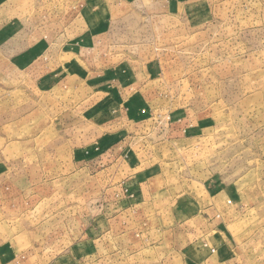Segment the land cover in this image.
Masks as SVG:
<instances>
[{
	"label": "rangeland",
	"instance_id": "obj_1",
	"mask_svg": "<svg viewBox=\"0 0 264 264\" xmlns=\"http://www.w3.org/2000/svg\"><path fill=\"white\" fill-rule=\"evenodd\" d=\"M178 251L264 264V0H0V264Z\"/></svg>",
	"mask_w": 264,
	"mask_h": 264
},
{
	"label": "crops",
	"instance_id": "obj_2",
	"mask_svg": "<svg viewBox=\"0 0 264 264\" xmlns=\"http://www.w3.org/2000/svg\"><path fill=\"white\" fill-rule=\"evenodd\" d=\"M123 89L126 91L125 88H123ZM130 108H131V111L134 110L133 106H130ZM181 253L182 252H179V251L174 252V253H172V256H166L163 254V257H161L162 261H160V264H187L185 257H182Z\"/></svg>",
	"mask_w": 264,
	"mask_h": 264
}]
</instances>
